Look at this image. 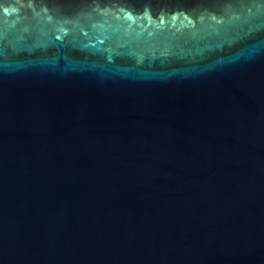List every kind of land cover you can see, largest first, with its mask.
<instances>
[{"label": "water", "instance_id": "water-1", "mask_svg": "<svg viewBox=\"0 0 264 264\" xmlns=\"http://www.w3.org/2000/svg\"><path fill=\"white\" fill-rule=\"evenodd\" d=\"M0 264H264V0H0Z\"/></svg>", "mask_w": 264, "mask_h": 264}]
</instances>
